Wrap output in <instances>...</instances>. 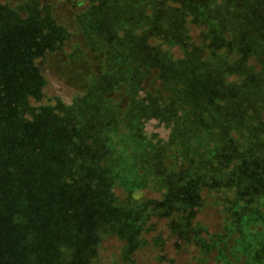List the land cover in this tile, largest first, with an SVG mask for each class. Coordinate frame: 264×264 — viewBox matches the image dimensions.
I'll use <instances>...</instances> for the list:
<instances>
[{
  "label": "trees",
  "instance_id": "1",
  "mask_svg": "<svg viewBox=\"0 0 264 264\" xmlns=\"http://www.w3.org/2000/svg\"><path fill=\"white\" fill-rule=\"evenodd\" d=\"M73 40L67 59L92 57L99 74L89 77L70 107L33 108L30 102H39L46 84L36 61L63 52ZM31 114L37 127L68 119L70 126L80 125L90 144L97 139V158L87 163L89 169L96 167L87 179L96 181V207L93 196L86 201L83 191L74 201L88 203L93 217L85 216V225L98 219V211L101 235L114 234L124 244L121 258L135 257L136 264L138 254L145 253L151 264H180L183 254L192 264H264V232H256L255 224L231 244V234L211 236L199 222L167 217L166 208L165 213L139 196L144 188L162 187L166 192L159 201L177 203L182 188L173 187L195 179L190 197L202 207L218 176L236 190L253 186L259 201L253 204L264 215L259 209L264 206V0H53L49 5L25 0L15 7L0 0V116L9 128L29 129L25 115ZM149 120L169 130L165 143L151 141L154 136L144 129ZM18 135L0 134L3 170L11 161L40 156L32 140ZM49 145V154L61 156L59 148ZM171 151L183 163H190L193 152L196 168L179 174L173 164L166 166ZM123 160L129 161L131 174H124L125 180L115 177V170L124 172ZM59 166L58 160H46L42 168ZM35 167L25 163L17 173L33 178ZM229 168L237 171L227 176ZM127 180L132 187H124ZM115 184L129 196L126 205L116 206ZM72 210L68 207L67 215L74 219ZM160 223L162 228L155 229ZM78 226L82 233L94 227ZM54 245L57 252L75 251L73 264H86L66 239ZM81 245L88 243L82 240Z\"/></svg>",
  "mask_w": 264,
  "mask_h": 264
},
{
  "label": "rangeland",
  "instance_id": "2",
  "mask_svg": "<svg viewBox=\"0 0 264 264\" xmlns=\"http://www.w3.org/2000/svg\"><path fill=\"white\" fill-rule=\"evenodd\" d=\"M2 1L9 7H15L16 4L25 0ZM39 1L49 5L53 0ZM58 1L60 0H54L56 4ZM257 10L262 11L260 3L257 5ZM57 11L62 15L64 9L61 7ZM75 42L77 40H73L69 45L68 43L65 44L61 53L46 55L44 60L36 61L46 84L39 102H30L33 108L60 106L65 109V107H70L73 96L84 92L89 77L99 74L97 63L92 57L87 58V61L80 58L77 60L78 62L67 59V55L73 50L72 47ZM248 61H257V59L250 58ZM25 116L28 123H31L29 129L22 126L9 128L6 121L0 116L1 135L12 134L17 131L21 139L27 136L29 140H32L35 151L38 156L40 154L39 158L34 161H31L27 156L20 160L17 159L18 163L11 161L4 170L0 165V172L3 173L2 178L0 175V225H2V232L0 231V264H45L46 258H48V264H73L71 252L75 251L66 249L57 252L56 246H51L58 242L60 237L66 239L71 248L78 250L77 253L79 252L81 256L85 257L86 264H135V257L131 256L129 260L121 258L119 252L124 244L115 238L114 234L105 232L101 235V216L98 211L97 215L94 216L98 219H92V223L85 225L87 220L84 217H93L92 213L87 210L88 203L81 204L74 201V198H78L79 193L83 191V197L86 201L87 196L89 199L91 195L93 196L92 206L96 207L95 203L97 202L94 199L96 181L95 179L91 182L87 180L91 177L90 170L94 173L96 167L89 169L87 163L89 159L95 160L97 158V139L93 138L90 144L86 132L79 130L78 126L80 125L74 124L77 128L70 126L68 119L54 120L56 122L37 127L32 114ZM13 119L15 118L13 117ZM144 129L148 135L154 136L151 140L153 143L159 141L162 144L168 139L169 130H165L163 125L155 120H149ZM73 130H75L74 133ZM51 143L53 148L60 149L61 156L49 154L48 147ZM89 145H91L90 149L88 148ZM27 147L30 148L31 145H27ZM76 147L79 148L78 151L84 149L82 153L77 151V159L74 154ZM167 154L165 165L173 164L171 167L179 170V174H181V169L190 171L196 168V158L193 152L188 155L190 163L179 162L180 156L176 151L167 152ZM152 157L150 154L149 158ZM46 160H58L60 162L59 168L54 170L45 167L43 169ZM174 161L176 162L174 163ZM25 163L36 166L33 178L27 174L28 172L17 173V166L22 167ZM120 169L124 172H120L119 169L115 170V177L120 174L125 180L124 174L131 175L128 171L129 161L123 160ZM118 171L119 173H117ZM227 171V176H229L237 169L229 168ZM131 183L127 180L124 187H132ZM91 187L92 192L89 193ZM173 188H182L180 193L183 194L177 203L166 201V205H164L159 201L161 195L166 192L162 187V190L152 188L154 191L151 190V186L146 190L144 188L139 196L143 200L156 202L164 212L166 208L167 217H186L194 225L195 222H199L211 236L231 234L232 239L229 242L231 244L237 236L243 235L245 228L251 224H255L254 230L256 232H264V215L259 214L256 205L253 204L259 202L256 195H253L255 193L253 186L250 189L236 190L233 185L227 184L225 178L217 176V186L210 193V198L206 199L207 204L202 207L190 197L197 188L195 179L188 178L185 181V186L179 184ZM123 189L117 184L112 188V193L119 203L116 206L128 203L129 196ZM205 194L204 191L203 198H206ZM238 200H241L243 204H239ZM68 207L73 209L76 218L72 219L67 215L70 213ZM173 208L176 209L175 213L171 212ZM259 209L264 211V206L260 205ZM155 214H157L156 208L152 216ZM78 225L83 227L93 225L94 227L92 230H85L82 233ZM161 228L162 224L160 223L155 229ZM73 234L74 237H71ZM151 235L152 233L148 238ZM31 236L33 237L30 238ZM82 240H86L87 247L81 245ZM151 249L148 248V250ZM58 257H61L62 260H58ZM136 258V264H151V259L145 253L138 254ZM179 262L180 264H192L189 255L183 254L180 256Z\"/></svg>",
  "mask_w": 264,
  "mask_h": 264
}]
</instances>
